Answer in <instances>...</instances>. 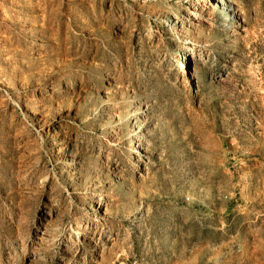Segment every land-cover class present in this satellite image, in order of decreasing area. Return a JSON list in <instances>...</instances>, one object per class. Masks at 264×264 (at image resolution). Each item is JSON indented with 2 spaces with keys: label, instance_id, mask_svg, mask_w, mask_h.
<instances>
[{
  "label": "rangeland",
  "instance_id": "obj_1",
  "mask_svg": "<svg viewBox=\"0 0 264 264\" xmlns=\"http://www.w3.org/2000/svg\"><path fill=\"white\" fill-rule=\"evenodd\" d=\"M0 264H264V0H0Z\"/></svg>",
  "mask_w": 264,
  "mask_h": 264
},
{
  "label": "bare ground",
  "instance_id": "obj_2",
  "mask_svg": "<svg viewBox=\"0 0 264 264\" xmlns=\"http://www.w3.org/2000/svg\"><path fill=\"white\" fill-rule=\"evenodd\" d=\"M221 2H223V1H221Z\"/></svg>",
  "mask_w": 264,
  "mask_h": 264
}]
</instances>
